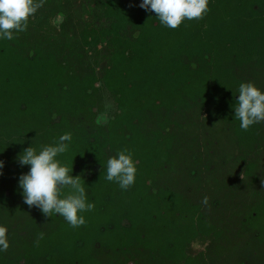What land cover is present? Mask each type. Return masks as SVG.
<instances>
[{"label": "rangeland", "instance_id": "374dc122", "mask_svg": "<svg viewBox=\"0 0 264 264\" xmlns=\"http://www.w3.org/2000/svg\"><path fill=\"white\" fill-rule=\"evenodd\" d=\"M220 1V7H216L214 4ZM236 1L239 0H209L211 8L207 12L215 9V16L221 15L224 21L216 20L222 23L223 32L216 23H210L207 28L195 26L193 32L179 26L178 38L174 39L163 28L159 29L161 43L153 48V53L145 55L146 61L140 65L131 64L127 77L119 70L115 74V84L123 87L126 81L133 83L127 92L130 99L125 107L121 101L118 105L119 99L106 83L98 81L101 90L96 97L93 122L90 116L82 120L77 118L82 117L78 82L71 95H60L59 102L51 99L63 110L58 112L51 108L49 111V114H57L55 120L65 122L59 128H52L47 118L50 107L45 97L47 86L41 88V95L37 92L28 95V107L19 106L22 98L13 92L14 89L8 95L7 88L1 89L0 103L7 107H0V160L5 162L0 175V226L7 228L9 247L0 251V264H264V213H257L264 198V121L255 124L252 133L255 140L246 145L235 121L223 111L228 106L219 109L211 100L213 86L217 93L230 94L232 81L239 85L252 82L264 89V58L256 61L252 56H239L245 52H262L264 56V50L254 46L252 40L243 42V30L254 38L258 28L242 16ZM124 2L113 3L105 9L103 0H36L40 6L29 17L26 33H14V42H18L22 55L35 49L46 54L56 51L62 57L65 55L63 58L76 70L83 72L88 65L86 59L77 48L72 55L66 42L81 43L82 31L83 36H103L109 32L113 37L114 28L128 21L126 18L143 26L149 24L151 18H157L155 13L148 11L146 16L131 13L129 7H123L130 3ZM103 9L110 15L107 17H111L113 25L106 18H100L105 14ZM94 22L99 27L109 25L103 29L89 28ZM47 39L49 44L45 43ZM189 40L193 52L200 45L203 48L192 55L178 54L179 45ZM7 42L6 45L14 44L12 40ZM220 42L225 46L217 50L216 44ZM226 45H229L227 49ZM173 46L177 55L171 60L154 55L157 50L171 55ZM108 48L102 44L88 57L98 76L104 74L108 65L105 55ZM74 56L80 59L75 60ZM114 57L110 53V58ZM153 58L159 65L147 61ZM213 58H220L222 67L218 61L213 64ZM115 59L118 67L126 64L121 57ZM177 59L176 68L170 67L169 63L174 64ZM192 62L201 73H192L195 81L188 84L186 91L189 92H178L174 99L176 82L172 77L176 73H186L183 67H191ZM4 69L0 77L13 76L12 65ZM166 69L170 76L164 73ZM25 70L27 75L33 72L28 66ZM198 79L208 85L207 89L196 82ZM91 80L89 77L85 83ZM22 86L18 83L14 88ZM201 90H204L201 98L208 102H202L195 95V91ZM157 99L164 102L154 106ZM142 109L148 116V120L142 122L146 126L144 129L140 120L136 125L142 117ZM165 132L167 142L133 140V133L153 140L159 139L153 134L165 136ZM64 133H71L72 139L66 142L68 150L58 159L73 169L72 175L80 176L85 188H93L97 197L96 203L89 201L95 206L83 213L86 222L79 227H72L56 214L46 217L38 207L25 204L18 186L20 175L30 167H21L18 154L30 146L39 150L53 144ZM100 138L103 142L96 144ZM127 140L133 141L128 145ZM165 145L166 159L161 162L157 158ZM122 150L131 152L138 162L136 181L127 190L113 182L115 192L111 198L114 197L109 200V184L103 179L97 185V180L106 175L107 160ZM61 192L67 195L69 189L63 188ZM126 218L132 223L129 227L123 224ZM213 231L216 232L212 234Z\"/></svg>", "mask_w": 264, "mask_h": 264}, {"label": "trees", "instance_id": "16d2710c", "mask_svg": "<svg viewBox=\"0 0 264 264\" xmlns=\"http://www.w3.org/2000/svg\"><path fill=\"white\" fill-rule=\"evenodd\" d=\"M122 1H125L124 3H130V5L127 6H123V7H129V9L132 11L131 13H138L141 14L142 16L145 15L147 11L144 10L143 8H141L140 5V0H103V2H105L104 5L105 9L109 8L110 6H112V4H119ZM131 1V2H130ZM211 4V3H210ZM236 4L240 5L241 7V11H242V16H244L245 19H247V21L250 20V23L254 24L258 29L256 30L257 34H254V38H250L249 36V32H246L245 30H243V34L241 36L243 42L245 40H252V43L254 46H259L261 47L260 49L263 51L264 50V10L262 9V7H264V0H239L236 1ZM234 4L235 6H238ZM216 7H220L221 5V1L218 2L217 4H214ZM118 7H120V5H117ZM213 6V4H212ZM122 7V8H123ZM211 8V7H209ZM215 8V7H214ZM213 9V8H212ZM115 10H119L115 8ZM102 12L105 13L104 9L102 10ZM41 15H44V13H40ZM108 15V14H107ZM106 15V13L101 17L106 18L109 22L112 23L113 25V21L110 18H108ZM215 9L212 11L207 12L204 17L202 19H197L196 21H191V20H185L180 26L190 29L192 32L194 31L195 26H200V27H205L207 28V26H210V23L212 25L219 24V30L221 32L224 31V27L223 25L221 26V22L219 20L224 21V19H220L219 15L218 17L215 16ZM110 16V15H108ZM134 18L137 17L136 15H132ZM216 18H219V20H216ZM130 18H126V22L123 21V24L119 25L118 29L114 28V35L113 37L110 36L109 32H107L106 34H104L103 36H95V39L99 40L98 42L96 41H92V43L94 44V46H96V48H98V44L101 43L104 44L105 40H108V44L107 46L108 51L106 53H113L115 55V58L121 57V59L123 61L126 62V64L123 67H118V61H116V59L114 60L113 58L109 59L108 61V66L106 67L108 70H111L113 72L116 71H122V68H124L125 71H131V64H138L140 65L142 62L146 61L145 59V55L146 54H150L151 52L153 53V48L160 44L161 42V32L160 30L163 28L165 32H167V34L171 37H173L174 39L178 38V27L176 29H170L167 28L165 26H163L162 24H159L158 18H151L150 23L146 26H143L139 21V23H135L132 22L131 20H129ZM135 20V19H134ZM252 20V22H251ZM245 21V20H244ZM110 25V26H112ZM127 25H130V29H131V36L127 35L126 32H128L127 29ZM160 29V30H159ZM245 31V32H244ZM148 33V36L145 35ZM258 33L260 35H258ZM52 35V34H51ZM49 35V36H51ZM60 35V33H59ZM216 34H213V36ZM92 36L91 34L84 36V42L87 44H91L88 40V37ZM147 36L146 41L144 40V37ZM160 36V37H159ZM223 36V34H222ZM196 37H198L199 39H201V36L196 35ZM50 38V37H48ZM53 38V37H51ZM110 38V40H109ZM15 39H12V41L14 42ZM223 40V39H221ZM7 41L9 40H2L0 39V71L1 70H5L4 68H8L9 66H13L14 68V74L13 76L11 75H2L0 77V84L2 85V87L0 88V93H1V89L2 88H7L8 93L7 95L13 91L15 93H17L18 95H20V97L23 99V101H30L28 98L29 94H33L32 92L34 91L35 93L37 92L38 94L41 95V92H39L41 90L42 87L47 85V99H49V102L47 103L48 106H50L49 108H47V118L49 120V124H51L52 128H59L62 124L65 123L64 121H58L55 120V115H57L56 113L54 114H49L50 109L51 110H57L58 112L63 111L61 109V107L56 106L55 104H53L51 102V99H53L55 102H59V96L60 95H65L67 94V96L71 95V92H73L74 90V86L75 83L78 82V88L82 91L81 95H87V86H85V77H80L76 71L75 68L70 65L69 61H67L65 58H63L61 55H59L56 51H50L51 53L47 52V56L41 52L39 49H36V51H30L29 54H25L26 56H20L18 54H21L20 52L22 51L20 48L17 47L18 42L15 41L14 44L12 45H6V43H8ZM49 39H47V44H49ZM199 43V42H198ZM257 43V44H256ZM50 44H53V41L50 40ZM192 44V41H188L183 45H179L180 47H178V49H180L179 51H176L178 54L185 52V54H196L198 53V51L200 49H202L203 47L200 45L199 47H196L195 52H193V48H190V45ZM256 44V45H255ZM105 45V44H104ZM214 46V45H213ZM225 46V44H223L222 42H220V44H216V49H220L223 48ZM66 47H68V45H66ZM86 47V46H85ZM229 47V45H226V49ZM170 48H172V46H170ZM157 49V48H156ZM175 52V48L173 46V51L172 54L170 55V53L167 52H160L157 50V53L154 55H157L158 57H168L170 60L173 58V56L177 55ZM262 52L257 53H251L249 54V52H245L242 55H239L241 58L242 56L244 58L248 57L250 58L252 56L253 59L257 60H261L262 58H264V56L261 55ZM84 59L86 58L85 54L81 55ZM236 56V55H235ZM82 58V60H84ZM228 58V57H227ZM226 58V59H227ZM65 59V60H63ZM147 61H153L154 64H158L159 65V61H157L156 59H150ZM179 60H175L174 64L173 63H169L170 67H175L176 63ZM215 61H218V63L220 64L219 66L222 67L221 65V59H216L213 58L212 63L214 64ZM89 64V61H88ZM91 64H89L88 68L89 69H93L91 66ZM29 67L30 69L33 70V72L30 73V75L26 74V70L25 67ZM155 66V65H154ZM176 68V67H175ZM184 70L186 71V73L181 74V73H176L175 77H172V80L177 82V86L179 87V91L178 92H189L186 91L187 88L189 89L188 84L190 83V81H195L192 77V73L195 74H200V68L197 66L196 63L192 62V66L191 67H187L184 66L183 67ZM37 70V72L35 73V71ZM88 69V70H89ZM7 70V69H6ZM162 70V69H161ZM189 70V73H188ZM20 71V72H19ZM134 72H136V69L133 70ZM164 71H169V69H166ZM73 72V73H72ZM35 73V74H34ZM120 74H123L124 77H127L128 74L119 72ZM116 74V73H115ZM170 80V77H169ZM30 81V82H28ZM130 83L133 85L132 81L129 80ZM200 79H198V81H196L197 83H201L202 86H204V90L207 89L208 85L204 84V82H199ZM22 84V88L21 89H15L14 87L17 84ZM26 86L28 87L26 89ZM115 86L118 88L120 87V85L115 84ZM126 86H128V83H126ZM190 88H193L192 86H190ZM216 87L213 86L211 88L214 97L211 98L212 101H214L216 104H218V108L221 109V106H228L226 109H223V111H225V113H227V115L229 116V118L231 120L235 121V126H238V130L241 133L242 137L244 138L245 144L246 145H250L252 144V142L255 140V138L253 137V132L255 130V124L252 125L251 127H249L247 130H243L240 128V121L238 119L235 118L234 115V107L236 106V100L238 98V88H239V84L238 82H230V88H231V93H222V91H220L219 93H217L215 90ZM196 89V88H194ZM199 90V89H198ZM204 90L201 91H195V95L198 96V98H200V100L202 102H208L207 99L201 98V95L203 94ZM3 98V97H2ZM216 100V101H215ZM0 107L5 109L7 106H3V104L0 103ZM84 112L88 113L92 111L91 108H83L82 109ZM57 112V113H58ZM65 115V114H64ZM2 118V117H0ZM61 126V127H62ZM54 141V140H52ZM55 143V142H53ZM146 185L147 181L146 179L144 180ZM9 192V191H8ZM7 194V193H6ZM257 196H260L261 194L257 193ZM259 212H263L264 213V198L261 199L260 201V206L257 208ZM216 232V231H215ZM214 231L212 232L215 233ZM211 234V235H212ZM258 236L261 237V235L258 233ZM264 242V241H263ZM168 247H170L168 245ZM171 249V248H170Z\"/></svg>", "mask_w": 264, "mask_h": 264}, {"label": "clouds", "instance_id": "9594fccd", "mask_svg": "<svg viewBox=\"0 0 264 264\" xmlns=\"http://www.w3.org/2000/svg\"><path fill=\"white\" fill-rule=\"evenodd\" d=\"M39 6L36 0H0V39L12 40L14 33L27 30L29 17ZM139 6L155 13L159 24L176 29L185 20L202 19L209 10V0H140ZM238 94L234 115L240 121V128L247 130L264 121V89L252 82H242ZM71 139V133H64L53 144L39 150L30 146L19 153L17 160L21 167H30L20 175L18 186L25 204L38 207L46 217L60 215L72 227H79L86 222L83 213L95 205L88 201L80 176L72 175L73 169L58 159L68 150L66 142ZM137 163L131 152L119 151L107 160L105 179L127 190L136 181ZM4 164L0 160V175ZM63 188L69 189L67 195L62 194ZM8 247L7 228L0 226V251Z\"/></svg>", "mask_w": 264, "mask_h": 264}, {"label": "flooded vegetation", "instance_id": "af4514ba", "mask_svg": "<svg viewBox=\"0 0 264 264\" xmlns=\"http://www.w3.org/2000/svg\"><path fill=\"white\" fill-rule=\"evenodd\" d=\"M38 1H40V0H38ZM102 16V15H101ZM100 16V18H102V19H104L103 17H101ZM109 25V23L105 26V27H107ZM91 27H95V28H99V29H103V28H105V27H99L98 25H97V23L95 24V22L94 23H91L90 25H89V28H91ZM127 29H128V32H126L127 33V35H129V36H131V29H130V25H127ZM23 33H26V31H23ZM80 35L82 36V38H81V43H79V44H71L70 42H66L67 43V45H68V50L70 51V52H72V55H73V53L74 52H77L76 51V48H77V50H79V51H81L82 53L81 54H83V50L85 51V55H86V61H87V64H88V57H89V55L90 54H92V51L96 48V46H94V44L92 43V41H96V42H98L99 40H97V39H95V35H92V36H89L88 37V40H89V42L91 43V44H87V43H85L84 42V36H83V31H82V33H80ZM109 40H110V38H109ZM47 41H45V43H46ZM76 42V41H75ZM108 40H105L104 41V44L105 45H107L108 44ZM75 45H77L76 47H75ZM81 45L83 46V50H82V47H81ZM86 46V47H85ZM98 48H101V43H99L98 44ZM97 48V49H98ZM36 50V49H35ZM21 54H18V55H20V56H26V55H22V52H20ZM28 54V53H27ZM46 56H47V54L46 53H44ZM105 55H106V57H107V59H110V54L109 53H106L105 52ZM78 56H74V58H75V60H76V58H77ZM78 59H80L79 57H78ZM95 59H97V58H95ZM91 60V59H90ZM98 60V59H97ZM71 65H72V63H71ZM73 66V65H72ZM88 66H89V64L87 65V67H86V69H85V71H83V72H79L78 70H76L75 69V71H76V73L80 76V77H85V80H87L89 77H92V80H91V82L90 83H85V86H87V89H88V91H87V95H81L82 97H81V101L78 103V105L81 107V115H82V117H80V115L77 117L78 118V120H82V119H86L87 117H91L90 118V120H91V122H93V117H94V111H95V107H94V105H96V103H97V100H96V97H97V95L99 96V93H100V90H101V88H100V83H98V81L99 82H103V83H106L108 86H107V88L108 89H110L115 95H116V97H117V99H119V103H118V105L120 104V101H121V105H124V107L126 106V103H127V100L128 99H130V96L127 94V92H128V90L129 89H131L133 86H132V84L130 83V81H126V83H128V86H123V87H116L115 86V83H114V79H116V77H115V73L117 72H113V71H111V70H108L107 68L105 69V71H104V74L102 75V76H98V74H97V70H96V68H95V66H94V64L92 63V65H90L93 69H89L88 68ZM108 66V65H107ZM106 66V67H107ZM89 69V70H88ZM120 72H122V73H124V75L125 74H127L128 73V71H125V70H123V71H120ZM73 73V72H72ZM164 73H168V71H164ZM168 75L170 76V74L168 73ZM175 82V81H174ZM176 84H177V82H176ZM47 86V85H46ZM160 88H161V86H160ZM79 89V88H78ZM178 91H179V87L177 86V85H175V88H174V97L178 94ZM39 92H41V94H42V91L40 90ZM79 92H80V94H81V90L79 89ZM32 93H35L34 91L32 92ZM45 97L47 98V90L45 89ZM173 97V96H172ZM173 97V98H174ZM177 97H175L174 99H176ZM162 99V98H161ZM161 99H157V101H156V103H154L155 105L154 106H159L158 104H157V102L159 103V102H164L163 100L161 101ZM30 102L29 101H23V99L21 100V102H20V105L19 106H21V107H23L24 105H26L27 107H28V104H29ZM164 105H166V103L164 104ZM165 107H167V106H165ZM83 108H91L92 109V111L91 112H89V114L88 113H86V112H84L82 109ZM144 109H142V111H141V118H139L137 121H136V125L138 124V122H139V120H140V122H141V127H143V129L146 127L145 126V123H142L143 121H146V120H148V116L146 117L145 115H144ZM65 116H66V114H65ZM65 119H67L66 117H65ZM166 132H167V128H166ZM165 132V133H166ZM134 134V136H133V140L135 141H140V139H142V140H144V142H151V141H159V142H163V141H166L167 140V133H166V135L164 136V134H153V137H159V139H153V140H147V139H144V138H140V136L138 135V134H135V133H133ZM94 140H95V138H93ZM101 139V138H100ZM93 140V141H94ZM132 140V141H133ZM132 141H128L127 140V142L125 141V143L127 144L128 142V145L130 144V143H132ZM168 141V140H167ZM166 141V142H167ZM103 141H102V139L101 140H99L96 144H100V143H102ZM95 144V145H96ZM122 144L124 145V143L122 142ZM94 145V146H95ZM167 145V144H166ZM166 145L164 146V148H163V151L161 152V153H159L158 154V158L157 159H160V161L161 162H164L165 161V159H166V157H165V155H164V152H165V149H166ZM140 146L142 147V150L144 151V148H143V144H142V142H140ZM131 149V148H130ZM95 150H98V149H96L95 148ZM132 154V153H131ZM92 172L93 173H95V170H94V168H93V170H92ZM103 179H105V176H101L98 180H97V185L99 184L100 185V182H101V180H103ZM107 181V180H106ZM112 183L113 182H110V181H107V185H108V187H107V194H108V196H107V199H112L113 197H114V195H113V197L111 198V195L115 192V189H114V186L112 185ZM86 193H87V196H88V201H91V202H95L96 203V199H97V197L95 198V195H96V193L94 194V192H93V188H90L89 186H87L86 188ZM58 217L59 218H64V217H60V215H58ZM123 224H128V225H126L127 227H129V226H131L132 225V223L130 222V220L128 219V218H126L124 221H123ZM114 226H115V224L114 225H112V228H114Z\"/></svg>", "mask_w": 264, "mask_h": 264}]
</instances>
